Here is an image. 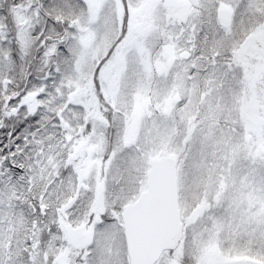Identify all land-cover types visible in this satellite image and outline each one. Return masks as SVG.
I'll return each mask as SVG.
<instances>
[{"label":"snow or ice","instance_id":"obj_1","mask_svg":"<svg viewBox=\"0 0 264 264\" xmlns=\"http://www.w3.org/2000/svg\"><path fill=\"white\" fill-rule=\"evenodd\" d=\"M0 264H264V0H0Z\"/></svg>","mask_w":264,"mask_h":264}]
</instances>
